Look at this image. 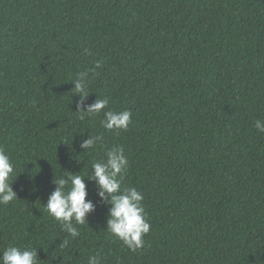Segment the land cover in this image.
<instances>
[{"label":"trees","instance_id":"1","mask_svg":"<svg viewBox=\"0 0 264 264\" xmlns=\"http://www.w3.org/2000/svg\"><path fill=\"white\" fill-rule=\"evenodd\" d=\"M83 71V106L108 97L105 111H131L126 130H105L103 112L79 119L71 81ZM257 119L264 0H0V149L17 195L0 205V252L35 248L38 264L97 254L102 264H264ZM88 133L103 136L94 150L80 147ZM113 146L150 223L136 251L105 231L94 181L78 237L44 207L58 175L89 174Z\"/></svg>","mask_w":264,"mask_h":264},{"label":"clouds","instance_id":"2","mask_svg":"<svg viewBox=\"0 0 264 264\" xmlns=\"http://www.w3.org/2000/svg\"><path fill=\"white\" fill-rule=\"evenodd\" d=\"M87 54H91L85 49ZM99 67V62L96 65ZM75 95L80 97L75 112H79V119L85 116L96 115L103 112L100 125L109 131L126 130L131 123L132 113L125 109L122 111L107 110L109 98H97L93 103L84 105L89 92L90 83L88 71L79 72L71 81ZM254 127L264 133V120L254 121ZM103 141L102 135H87L82 139L80 147L83 150H94ZM128 166V158L121 146H113L106 151V159L94 161L87 175L66 171L58 175L54 190L49 194L46 204L47 213L60 225L68 237L76 238L80 235L75 225L87 223V217L95 211L96 205L87 199L88 191L85 178L95 182L96 196L100 203L108 206L105 231L120 239L130 250L136 251L144 246L143 237L150 231V223L146 218L143 206V194L135 187H122L123 173ZM14 165L10 157L0 149V205H7L17 199L12 189L11 179ZM75 222V225L74 223ZM68 240L61 242L67 247ZM37 249L31 247L21 248L7 246L0 252V264H38ZM88 264H102L100 255L89 256Z\"/></svg>","mask_w":264,"mask_h":264}]
</instances>
